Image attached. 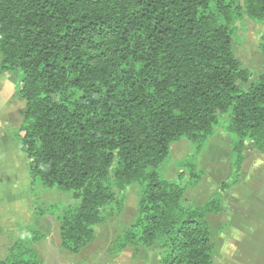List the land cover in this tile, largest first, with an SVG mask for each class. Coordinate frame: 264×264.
<instances>
[{
    "label": "trees",
    "instance_id": "16d2710c",
    "mask_svg": "<svg viewBox=\"0 0 264 264\" xmlns=\"http://www.w3.org/2000/svg\"><path fill=\"white\" fill-rule=\"evenodd\" d=\"M242 16L263 25L255 80L232 44ZM16 73L24 115L9 133L30 181L73 199L55 215L61 249L91 243L135 187L136 215L109 257L156 246L159 264H212L208 216L225 211L246 147L264 153V0H0V74ZM219 127L231 136L230 175L203 204H185ZM180 139L194 150L178 163L184 184L164 176ZM42 238H14L0 264H43Z\"/></svg>",
    "mask_w": 264,
    "mask_h": 264
},
{
    "label": "rangeland",
    "instance_id": "374dc122",
    "mask_svg": "<svg viewBox=\"0 0 264 264\" xmlns=\"http://www.w3.org/2000/svg\"><path fill=\"white\" fill-rule=\"evenodd\" d=\"M262 32L263 25L247 16H242L235 22V35L232 38L235 55L242 66L252 72L251 80H255L262 73V54L259 51ZM15 75L17 81H20L17 73ZM240 86L244 88L246 85ZM216 131L200 155V165L206 173L196 187L186 190L183 197L185 204H203L230 175L231 136L223 127ZM193 153V146L186 139L174 142L170 147V157L165 162L166 165L164 164V176L184 184L187 171H181L178 163L188 159ZM245 154L241 184L230 190L227 197H223L227 208L225 213L208 216L212 239L218 247L212 264H255L254 258L250 257L253 255V246L245 248L242 256L233 254L240 245L235 240H230L231 230L227 222L231 216L247 219L264 216V210L261 209L264 207V186L260 185V182H264V157L256 161L260 155L250 145L246 147ZM255 169L260 171L256 176ZM20 170L23 172L24 183L19 190L7 183L5 177H0V258L14 238L27 236L31 231H39L43 238L35 245L43 258V264H113L107 248L115 233L134 219L138 189L131 187L125 190L123 210L112 220L95 227L93 241L79 253L72 254L60 247L58 223L55 219L61 205L73 202L70 193L44 187L39 181L31 183L25 163ZM13 198H17L16 202L10 203L9 199L11 201ZM158 252L156 246L145 250V257L139 263L159 264L161 258L157 255ZM133 258L131 254L126 262L132 263Z\"/></svg>",
    "mask_w": 264,
    "mask_h": 264
},
{
    "label": "crops",
    "instance_id": "0c3cea01",
    "mask_svg": "<svg viewBox=\"0 0 264 264\" xmlns=\"http://www.w3.org/2000/svg\"><path fill=\"white\" fill-rule=\"evenodd\" d=\"M15 76V74H0V177H5L7 183L12 184L16 190H19L18 188L23 186L24 183V180H22L23 172H21L20 169L23 164H27L28 161L15 145L9 133V130H14L22 124L24 115V100L17 96L20 81H17ZM257 153L260 157L257 156L258 159L256 161H259L264 157V153ZM244 163L242 165L238 183L230 190H233V188L241 184ZM258 172L260 171L255 169V176ZM260 185L264 186V182H260ZM15 189H13V191ZM230 190H228L223 197H227ZM10 199L9 202L14 203L17 198H13L11 201ZM224 206L225 209H227L225 202ZM261 209L264 210V207H261ZM227 222L231 230L230 240H235V242H238V245H240L237 251L236 249L233 251V254L242 256L245 253V248L253 246V255H250V257L254 258L255 264H264V216H255L251 219L242 216L238 218L231 216L227 219ZM241 241L243 243H241ZM147 249L150 248L140 246L136 255L137 257L133 258L132 263H127L126 258H130L131 254L133 255L134 252L133 248L127 247L115 259H113V264H141L139 262L144 259L145 250ZM157 255L161 258L159 252Z\"/></svg>",
    "mask_w": 264,
    "mask_h": 264
}]
</instances>
